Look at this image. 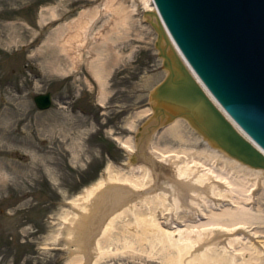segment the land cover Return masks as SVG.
Here are the masks:
<instances>
[{"label": "rangeland", "instance_id": "374dc122", "mask_svg": "<svg viewBox=\"0 0 264 264\" xmlns=\"http://www.w3.org/2000/svg\"><path fill=\"white\" fill-rule=\"evenodd\" d=\"M107 1L0 0V264H65L67 250L75 247L66 242L65 218L77 210V196L110 172L127 173L129 151L121 142L134 146V132L146 120L134 115L147 108L149 91L165 73L153 48L155 34L141 19L151 0H113V6H123L130 27L112 33L116 19L103 6ZM95 8L100 13L83 29V44L74 41L76 58L69 59L71 41L62 38L60 27L69 24L73 30L81 11ZM48 35L52 40L45 43ZM99 52L106 61L103 88L92 62ZM47 91L55 101L40 111L33 96ZM67 99L76 101L66 106ZM179 122L185 135L196 137ZM166 128L153 133L151 149L191 147L160 140ZM199 143L194 147H207ZM246 170L257 184L244 206L261 222L244 231L264 239V175ZM90 242L83 261L91 251L96 264H161L160 256H148L135 241L126 249ZM261 249L256 261L264 264Z\"/></svg>", "mask_w": 264, "mask_h": 264}, {"label": "bare ground", "instance_id": "6f19581e", "mask_svg": "<svg viewBox=\"0 0 264 264\" xmlns=\"http://www.w3.org/2000/svg\"><path fill=\"white\" fill-rule=\"evenodd\" d=\"M112 2L108 0L103 4L105 9L112 10L116 19L110 33L127 31L130 20L125 16L123 6H113ZM49 13L53 15L54 9ZM99 13L97 8L83 10L80 19L74 20L73 30L69 24L60 27L62 38L65 35L71 41L66 48L69 59L76 58L71 51L76 49V45L83 44V29ZM101 35L107 41V36ZM93 37L98 38L99 35ZM51 38L52 35H48L45 43ZM74 41L78 42L75 47ZM86 41H89L87 37ZM92 62L103 88L106 61L102 53L99 52ZM168 70V66L165 67L161 80ZM149 110L145 108L134 116H146L150 114ZM186 117H178L169 124L160 140L174 141L178 145L189 144L191 147L172 148L166 145L152 148L149 152L146 149L147 134L160 123L139 134L136 149L128 140L121 142V146L131 152L126 158L130 167L128 172H110L105 181L87 188L86 192L77 196L78 202L74 203L77 210L65 218L68 221L66 242L75 243L74 249L67 250L65 264H91V251L86 254L85 261L81 253L93 239L102 249L112 243L126 249L134 247L135 241L139 244L138 249L145 253V249L149 250L148 256H160L161 264L257 263L262 252L260 248L264 249V239H259L263 235L255 232L250 234L247 228L250 223L261 221L257 214L249 212L244 206L252 202L257 184L256 177H252L254 175L246 169L263 175L264 170L244 165L221 149L212 147L191 125L192 119L188 115ZM180 120L196 137L185 135ZM200 140L207 147L195 148ZM129 212H132L133 218ZM245 228L249 234L244 231ZM96 262L95 258L92 264Z\"/></svg>", "mask_w": 264, "mask_h": 264}, {"label": "water", "instance_id": "95a60500", "mask_svg": "<svg viewBox=\"0 0 264 264\" xmlns=\"http://www.w3.org/2000/svg\"><path fill=\"white\" fill-rule=\"evenodd\" d=\"M144 11L157 37L165 78L150 91L152 114L135 133L147 134L188 115L196 130L224 154L264 170V0H154ZM160 17L162 20H160ZM224 115L185 66L173 41ZM46 108L49 94L34 98ZM183 111V112H182ZM186 114V115H185ZM162 122V123H161ZM147 146V144H146Z\"/></svg>", "mask_w": 264, "mask_h": 264}]
</instances>
